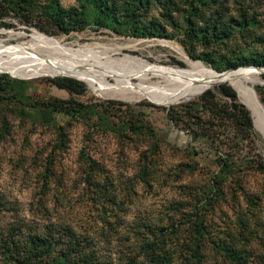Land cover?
Segmentation results:
<instances>
[{
	"label": "rangeland",
	"instance_id": "obj_1",
	"mask_svg": "<svg viewBox=\"0 0 264 264\" xmlns=\"http://www.w3.org/2000/svg\"><path fill=\"white\" fill-rule=\"evenodd\" d=\"M0 5V50L46 37L70 52L103 51L100 64L134 66L153 84L195 74L189 63L217 73L264 67V0ZM77 73L0 71V123L12 141L0 146V264H264V115L252 114L248 94L223 82L254 134L252 168L233 184L223 151L166 119L164 108L196 96L159 103L192 93L160 97L135 75L92 83ZM54 78L81 92L58 89ZM244 82L255 94L264 74Z\"/></svg>",
	"mask_w": 264,
	"mask_h": 264
},
{
	"label": "trees",
	"instance_id": "obj_2",
	"mask_svg": "<svg viewBox=\"0 0 264 264\" xmlns=\"http://www.w3.org/2000/svg\"><path fill=\"white\" fill-rule=\"evenodd\" d=\"M7 5L10 6L11 4L8 3ZM4 12L3 6L0 5V18ZM251 64L258 66L257 62ZM62 76H73L79 80L81 78L85 84L91 85L81 76H79L80 78L74 75ZM220 82L226 81L221 80L218 83ZM51 83L58 89L65 90L68 94L81 92L75 87L77 83L69 78H54ZM226 83L217 84L214 90H205L190 101L168 106L164 108V111L166 119L174 127L190 136L192 140L203 137L213 145V150L216 154L219 151H223V155L226 158L222 160L221 165L226 167L225 172L229 173L230 181L236 184L237 181H240L239 174L244 169L252 168L251 161L246 156V153L253 146L254 134L249 111L238 102L235 91ZM216 94L222 97L223 100H217L215 98ZM195 95L187 96L183 99ZM255 95L264 109V89L256 87ZM170 102L177 101H160L159 103ZM10 131L8 122L3 121L0 123V146L1 144L5 145L12 142L9 139ZM17 164H20V161H17ZM223 182L224 179L219 178L214 184L221 185Z\"/></svg>",
	"mask_w": 264,
	"mask_h": 264
},
{
	"label": "bare ground",
	"instance_id": "obj_3",
	"mask_svg": "<svg viewBox=\"0 0 264 264\" xmlns=\"http://www.w3.org/2000/svg\"><path fill=\"white\" fill-rule=\"evenodd\" d=\"M31 42L33 47L32 46L28 48L18 47L11 51L7 48H3L2 50H0V71L6 69H17L19 71L28 70L30 72H50V73L76 71L82 74L88 81L92 83L98 80H102L103 82L108 83L106 81L107 77H111L115 75L118 76L135 75L134 66L125 67L123 64H119V63L112 64L111 63L112 61H107L106 63L100 64L98 62V57L104 53L103 51H99L94 54H87L84 51L70 52L68 49H63L59 45V42L51 40L46 37H42V38L32 37ZM38 52L43 53V55H38L37 54ZM6 55L11 56V58L9 59L2 58ZM31 55L34 57L28 58V56ZM22 68L25 69L22 70ZM187 68L190 71L194 72L195 74L193 75L188 74L186 76H181L179 81H177L176 83L167 82L164 84H160V83L153 84L145 81L140 76L135 75V78L141 82H144L146 84V89H148V91L151 90L152 92H154V95L160 97H166V98L168 97L180 98L188 94L192 95L190 93H194L196 94L195 96H197L207 87L217 84L221 80H226L232 85L234 89H236L240 93V95L248 94L247 106L249 110L252 112V114L258 115L259 113H261L264 115V112L260 104L253 96L251 91L247 89L246 84L244 82L245 78L248 79L249 81H252L253 78L257 77V75L264 74V68L245 67V69L240 68L234 70H227L225 72H220V73L214 72L197 63H189ZM188 99H190V97ZM188 99L179 100L177 102Z\"/></svg>",
	"mask_w": 264,
	"mask_h": 264
},
{
	"label": "water",
	"instance_id": "obj_4",
	"mask_svg": "<svg viewBox=\"0 0 264 264\" xmlns=\"http://www.w3.org/2000/svg\"><path fill=\"white\" fill-rule=\"evenodd\" d=\"M256 68H260V67H256ZM262 68H264V67H262ZM231 70H234V69H231ZM220 83H223V82H220ZM220 83H217V84H220ZM232 89H233V88H232ZM249 90L251 91V93H252L253 96L255 97L254 92H253L251 89H249ZM202 92H203V91H202ZM202 92H201V93H202ZM201 93H200V94H201ZM200 94H199V95H200ZM262 110H263V109H262ZM263 112H264V110H263Z\"/></svg>",
	"mask_w": 264,
	"mask_h": 264
}]
</instances>
